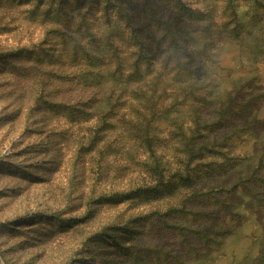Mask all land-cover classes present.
<instances>
[{"label": "rangeland", "instance_id": "rangeland-1", "mask_svg": "<svg viewBox=\"0 0 264 264\" xmlns=\"http://www.w3.org/2000/svg\"><path fill=\"white\" fill-rule=\"evenodd\" d=\"M184 1L194 10L218 14L217 0ZM235 3L244 24L240 38L226 39L199 57V75L182 73L175 79L186 92L210 101L216 97L225 99L231 92H240L245 99L254 98V114L247 118L244 112L240 123L245 126L240 136L243 141L235 150L236 155H248L242 169L248 163L257 165L254 147H264V7L260 0ZM142 4L136 0L124 6L122 12L141 16ZM150 4L164 19L188 18L165 0H152ZM58 6L65 8L61 17L67 13L87 24L102 43L117 28L125 26L122 20L113 25L106 23L105 0H0V254L4 263L252 264L261 243L263 221L256 216L254 201L241 191L238 192L242 199L235 210L248 219L222 237L221 245L214 250L200 249L194 254L195 241L174 227H203L196 221L206 214L204 200L211 198L206 190L211 184L217 185L220 178L206 177L194 186H184L182 196L174 202L167 191L140 198L111 199L123 197L129 189V165L142 160L144 154L138 144L129 143L125 136V120H113L118 128L101 133L97 117L111 105L107 101L111 93L121 104L129 87L114 79L108 64L98 63L95 55L104 56L107 49L96 48L93 43L89 52L94 57L89 63L67 73L48 66L50 73L36 76L34 61L58 50L53 42L54 30L49 31L59 24L42 22L47 14L55 15ZM142 20L136 26L151 18L148 15ZM204 25L205 21L194 20L185 26V31L195 38L193 45L203 44ZM122 49L125 53L126 48ZM63 74L64 78L58 77ZM171 88L167 113L154 123L159 133L175 118L187 120L193 103L192 97L174 100ZM251 124L252 130L248 129ZM260 169L264 173V161ZM257 189L264 192L261 184ZM107 196L111 198L105 199ZM27 219L28 223L21 225ZM57 220H63V226H58ZM82 250L88 253L79 255Z\"/></svg>", "mask_w": 264, "mask_h": 264}, {"label": "trees", "instance_id": "trees-1", "mask_svg": "<svg viewBox=\"0 0 264 264\" xmlns=\"http://www.w3.org/2000/svg\"><path fill=\"white\" fill-rule=\"evenodd\" d=\"M135 1L105 0L106 23L113 25L115 21L122 20L125 26L117 28V32L109 35L103 43L96 39L87 24L72 19L67 13L61 17L65 8L58 6L59 11L56 9L55 15L47 14L42 20L43 24L62 25L50 28L49 31L54 30L53 42L58 50L54 54L48 53L44 59L38 57V60L34 61L36 66L33 70L36 76H39L37 74L44 76L45 71L46 73L52 71L47 72L48 66H56L67 73L69 69L87 64L93 59L94 55L89 52L91 43L96 48L107 49L104 56L95 55L98 63L108 64L114 79L119 84L128 86L129 91L127 97H123L121 104L117 102L118 97L115 98L112 93L108 96L107 101L111 105L105 112L98 113L97 119L102 123L98 122L99 132L117 129L118 126L113 120H125L126 131L123 130L125 136H128L129 143L134 142L139 145L144 157L139 162L134 161L129 165L131 168V176L127 180L129 189L123 193V197L118 198L113 195L114 198L107 196L105 199L111 198L116 201L140 198L143 195L167 191V196L174 202L182 196L186 189L184 186L192 183L194 186L206 177L214 180L220 178L217 185L211 184L206 190L211 196L210 199L204 200L206 214H203L201 220L196 221L202 223L203 227L188 228L187 225L174 227L178 233L187 235L195 241L196 250L192 251L194 254L200 249L206 252L214 250L221 245L222 237L233 232L248 219L246 214L235 210L237 202L242 199L238 192L241 191L254 201L256 216L263 221L261 243L252 264H264V192L261 193L257 189V185L264 186V173L260 169L264 161L260 152H263L264 147L260 144L254 147L255 155H258L257 165L248 163L242 169L240 167L248 155H236L235 151L243 141L240 136L245 126L240 123L245 118L244 112H247V118L249 114H254L253 109L256 107L253 104L254 98L245 99L240 92H231L225 99L216 97L210 101L195 93L186 92L176 80V76L182 73L189 76L199 75L196 60L203 57L209 48L218 46L226 39L240 38L244 24L239 19L237 4L235 0H217L216 15L212 11L194 10L184 0H165L166 4L178 9L188 18L176 16L172 19H164L157 16L150 4L152 0H141L143 3L139 10L141 16H130L122 12L124 6ZM40 2L35 4L36 7ZM260 4L264 7L262 0ZM80 6L77 8L82 7ZM148 15L151 18L150 22L136 26L138 21L146 19ZM262 18L264 16H261ZM194 20L205 21L202 28L204 41L200 47L193 45L195 38L185 31V26ZM88 38L91 41L87 40ZM122 46L126 48L125 53L122 51ZM63 75L58 77L64 78L66 74ZM176 87L179 91L175 89ZM169 88L172 89L171 91L174 88L172 96L174 100L180 97L187 100L192 97L193 103L188 109L187 120L175 118L164 132L159 133L155 130L154 123L167 113L166 103L168 99L170 100ZM59 105H63L66 109L69 107L65 104ZM252 127L253 124L248 129L252 130ZM226 129H230L231 132H225ZM231 153L235 155L231 156ZM218 158L223 159L218 160ZM250 174L251 178H249ZM221 178H223L222 184ZM138 180L152 181L150 183L153 185L136 184ZM28 221V219L22 220L20 223L26 225ZM57 223L58 226H63V220H57ZM120 232L123 231L119 230ZM99 240L102 241V238ZM85 253L88 251L82 250L78 254L83 256Z\"/></svg>", "mask_w": 264, "mask_h": 264}, {"label": "water", "instance_id": "water-1", "mask_svg": "<svg viewBox=\"0 0 264 264\" xmlns=\"http://www.w3.org/2000/svg\"><path fill=\"white\" fill-rule=\"evenodd\" d=\"M0 264H5L4 261H3V258L1 256V254H0Z\"/></svg>", "mask_w": 264, "mask_h": 264}]
</instances>
